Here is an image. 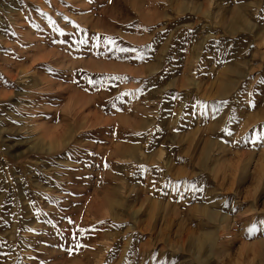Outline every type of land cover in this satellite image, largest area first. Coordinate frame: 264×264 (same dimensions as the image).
I'll return each instance as SVG.
<instances>
[{
  "label": "rangeland",
  "instance_id": "rangeland-1",
  "mask_svg": "<svg viewBox=\"0 0 264 264\" xmlns=\"http://www.w3.org/2000/svg\"><path fill=\"white\" fill-rule=\"evenodd\" d=\"M0 264H264V0H0Z\"/></svg>",
  "mask_w": 264,
  "mask_h": 264
},
{
  "label": "clouds",
  "instance_id": "clouds-1",
  "mask_svg": "<svg viewBox=\"0 0 264 264\" xmlns=\"http://www.w3.org/2000/svg\"><path fill=\"white\" fill-rule=\"evenodd\" d=\"M210 243V240L207 239V238H201V240L199 241V248L200 250L202 251L203 248L208 244Z\"/></svg>",
  "mask_w": 264,
  "mask_h": 264
}]
</instances>
